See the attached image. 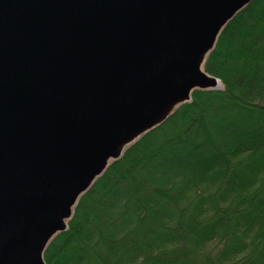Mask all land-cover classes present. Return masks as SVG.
Here are the masks:
<instances>
[{"label": "water", "instance_id": "obj_1", "mask_svg": "<svg viewBox=\"0 0 264 264\" xmlns=\"http://www.w3.org/2000/svg\"><path fill=\"white\" fill-rule=\"evenodd\" d=\"M251 2L0 0V264H45L108 166L218 88L205 60Z\"/></svg>", "mask_w": 264, "mask_h": 264}, {"label": "trees", "instance_id": "obj_2", "mask_svg": "<svg viewBox=\"0 0 264 264\" xmlns=\"http://www.w3.org/2000/svg\"><path fill=\"white\" fill-rule=\"evenodd\" d=\"M195 90L78 201L45 264H264V0L223 28Z\"/></svg>", "mask_w": 264, "mask_h": 264}, {"label": "rangeland", "instance_id": "obj_3", "mask_svg": "<svg viewBox=\"0 0 264 264\" xmlns=\"http://www.w3.org/2000/svg\"><path fill=\"white\" fill-rule=\"evenodd\" d=\"M220 80H218V82H219ZM221 88V83L219 82V85H218V88L217 89H220ZM212 90V89H211ZM213 90H215V89H213ZM53 240V239H52Z\"/></svg>", "mask_w": 264, "mask_h": 264}, {"label": "bare ground", "instance_id": "obj_4", "mask_svg": "<svg viewBox=\"0 0 264 264\" xmlns=\"http://www.w3.org/2000/svg\"><path fill=\"white\" fill-rule=\"evenodd\" d=\"M218 85H219V82H218Z\"/></svg>", "mask_w": 264, "mask_h": 264}]
</instances>
